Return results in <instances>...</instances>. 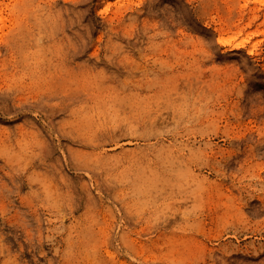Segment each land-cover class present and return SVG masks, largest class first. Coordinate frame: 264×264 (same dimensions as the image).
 Returning <instances> with one entry per match:
<instances>
[{"label":"rangeland","instance_id":"1","mask_svg":"<svg viewBox=\"0 0 264 264\" xmlns=\"http://www.w3.org/2000/svg\"><path fill=\"white\" fill-rule=\"evenodd\" d=\"M0 264H264V0H0Z\"/></svg>","mask_w":264,"mask_h":264},{"label":"bare ground","instance_id":"2","mask_svg":"<svg viewBox=\"0 0 264 264\" xmlns=\"http://www.w3.org/2000/svg\"><path fill=\"white\" fill-rule=\"evenodd\" d=\"M221 43H223V40H220ZM226 43H229V41H226ZM242 42H238V43H235L233 44L234 47H237L239 45H241Z\"/></svg>","mask_w":264,"mask_h":264}]
</instances>
